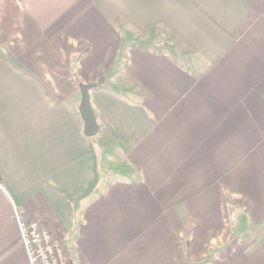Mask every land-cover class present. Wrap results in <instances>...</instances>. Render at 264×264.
I'll return each mask as SVG.
<instances>
[{"label": "crops", "instance_id": "crops-1", "mask_svg": "<svg viewBox=\"0 0 264 264\" xmlns=\"http://www.w3.org/2000/svg\"><path fill=\"white\" fill-rule=\"evenodd\" d=\"M6 2L0 264L15 207L70 264H264V0Z\"/></svg>", "mask_w": 264, "mask_h": 264}, {"label": "built area", "instance_id": "built-area-1", "mask_svg": "<svg viewBox=\"0 0 264 264\" xmlns=\"http://www.w3.org/2000/svg\"><path fill=\"white\" fill-rule=\"evenodd\" d=\"M15 217L28 264H70L61 238L53 234L45 223L24 218L17 207Z\"/></svg>", "mask_w": 264, "mask_h": 264}, {"label": "trees", "instance_id": "trees-1", "mask_svg": "<svg viewBox=\"0 0 264 264\" xmlns=\"http://www.w3.org/2000/svg\"><path fill=\"white\" fill-rule=\"evenodd\" d=\"M19 13V7L15 3L6 2L2 4L0 12V47L19 32Z\"/></svg>", "mask_w": 264, "mask_h": 264}, {"label": "water", "instance_id": "water-1", "mask_svg": "<svg viewBox=\"0 0 264 264\" xmlns=\"http://www.w3.org/2000/svg\"><path fill=\"white\" fill-rule=\"evenodd\" d=\"M93 87L91 84H82V101L80 104L81 116L84 120V133L89 137H94L99 132V125L97 123L94 111L90 103L89 90Z\"/></svg>", "mask_w": 264, "mask_h": 264}, {"label": "rangeland", "instance_id": "rangeland-1", "mask_svg": "<svg viewBox=\"0 0 264 264\" xmlns=\"http://www.w3.org/2000/svg\"><path fill=\"white\" fill-rule=\"evenodd\" d=\"M1 10H2V3H0V12H1Z\"/></svg>", "mask_w": 264, "mask_h": 264}]
</instances>
